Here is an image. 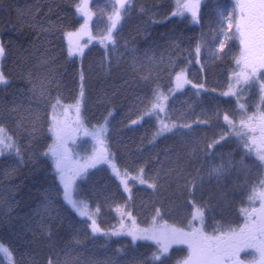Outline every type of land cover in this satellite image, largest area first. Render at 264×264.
<instances>
[{
	"label": "trees",
	"instance_id": "1",
	"mask_svg": "<svg viewBox=\"0 0 264 264\" xmlns=\"http://www.w3.org/2000/svg\"><path fill=\"white\" fill-rule=\"evenodd\" d=\"M79 2L80 0H0V43L6 49L5 55L0 57V72H3L8 80L6 86L0 85V114H6V118L0 119V123L9 130V134L15 135L20 149L19 156L15 149L10 153L0 154V243L10 249L13 261L23 260L24 264L29 261L33 264H48L50 256L53 255V248L61 261L68 256L74 264H111L112 260H118L121 264H140L153 251L150 241H140L133 249L130 238H113L107 242L102 237L93 240L87 219L79 217L66 205L61 206L62 199L50 211L44 209L45 189L51 182V169L50 162L45 164L39 154L51 141L33 140L27 131H17L15 122L29 117L36 110L41 111L43 118L47 119L51 101L47 102L46 109L45 103L38 99L32 89L33 85L39 84L41 77L49 72L54 77L49 86L50 96H59L65 106L74 105L80 92L79 73L82 70L85 75V100L82 104L85 127L91 129L94 125L99 126L102 123V113L106 114L109 107L113 109L114 118L109 126V142L111 151L117 154L121 171L127 169L129 172L127 180L132 190L130 206L134 209L133 215L138 226H150L154 207L161 200L166 209H172L171 214L162 219L178 227L186 226L188 219L192 217V207H180L186 195H180L175 184L154 193L147 189V185H141L132 179L142 165H146L148 169L146 178L151 177L158 163L152 162L151 157L157 152L162 155L164 148L177 144V139L174 136L158 138L155 147H151L148 142L155 131V119L145 121L142 126L135 128L126 127L129 120L136 119L139 115L138 110L126 115L129 102L134 96L144 94L138 84L139 76L131 73L128 66L133 56L143 62H147L149 58L160 61L162 57L167 61L171 57L177 61L176 71H179L191 59L192 64L187 71L188 79L196 84L206 77V89L211 91L215 88L216 94L207 95L201 92L200 96H196L191 85H185L184 89L169 96L165 107L174 118L179 115L186 117L184 121L179 122H187L196 120L197 117L201 120L208 119L219 106V124L213 121L215 126L211 128L194 129L195 135L203 138L205 142L215 139L216 134L227 131L226 127H221L224 110L236 109L235 97L222 98L219 93L227 88V72L232 67L229 61L238 53V43L220 60L209 59L205 50L202 56L204 72L200 71L201 65L195 63L194 49L201 34H205L209 41L212 40L215 34L213 29L218 27L215 24L217 8L219 5L232 7V0H201V19L197 25L190 22V17L182 20L169 15L176 0H129L130 16L124 20L121 30L116 33L118 43L115 50L111 44L108 45L110 66L102 63L105 47L97 37L103 34L107 25V16L101 13V9L105 13L110 12L112 0H89L90 9L94 14L90 22L91 39L87 35L80 38V43L84 46L81 56H68L63 32L75 31L83 22V18L75 12V5ZM141 8L145 9L143 13ZM165 17H168L166 21ZM51 24L62 27L53 33L42 31V28ZM216 44L218 45V40ZM133 48L136 49L135 52L131 51ZM189 52L192 53L190 56ZM46 57H52L51 62L42 64L41 60ZM161 68L163 70L157 73L158 82L161 91L167 94L171 86L168 67L161 65ZM171 75L174 76L175 72ZM133 76L136 77L137 83L132 81ZM125 80L129 81L127 85ZM262 81L264 78L250 87L245 86L239 92L240 103L245 105L244 111L249 115L255 113L256 106L260 104L259 85ZM105 93H115L112 103L107 107L100 103V98ZM260 110L264 111V105ZM240 118L241 113L237 111L235 119L239 121ZM24 122L28 123L27 120ZM43 127L46 131L47 123H44ZM236 145L237 141L233 139L224 147L217 148V152L231 151ZM76 147L73 146V151L76 154L78 150L81 152L77 158L87 156L92 141L84 138L83 148ZM240 155V152H236L233 159L238 161ZM193 167H200L199 161H194L190 170ZM89 171L91 175L88 182H78L79 195L75 198L87 201L92 209L100 206L98 224L102 229H112L119 220L111 208L115 207V203L123 205L127 194H123L122 187L118 189L119 181L107 169V165H98L96 169ZM258 180L259 177L256 176L248 184L247 190L240 192L238 187L244 181V174L233 170L222 189L225 199L231 204L226 207L213 201L214 212L209 214L205 231L210 234L213 232L214 221L231 223L233 227L242 224L243 217L238 209L250 206V203H247V195L251 191V183L258 184ZM208 188L206 183L203 193H198V203L209 196ZM211 188L215 193V181L212 182ZM106 199L115 201L111 208L105 202ZM241 199L245 201L244 204L240 202ZM117 248H122L123 251L117 253ZM170 251L173 260L186 255V248L182 245L173 246ZM250 258V252L240 255V259L246 262ZM0 264H10L9 257L0 258ZM165 264L172 262L166 260Z\"/></svg>",
	"mask_w": 264,
	"mask_h": 264
},
{
	"label": "snow or ice",
	"instance_id": "2",
	"mask_svg": "<svg viewBox=\"0 0 264 264\" xmlns=\"http://www.w3.org/2000/svg\"><path fill=\"white\" fill-rule=\"evenodd\" d=\"M140 11L143 13L145 9L141 8ZM75 12L83 18V22L75 31L63 32L69 57L83 54L84 46L80 43V38L87 35L91 39L90 22L94 18L89 0H80L75 5ZM101 13L106 14L107 25L103 34L97 39L105 47V58L102 63L110 66L108 45L111 44L112 49L115 50L118 43L115 38L116 33L121 30L124 20L130 16L129 0H112L111 11L105 13L101 9ZM200 13L201 0H176L173 11L169 15L182 20L190 17V22L197 25L201 19ZM216 15L215 24L218 27L213 29L215 34L212 40L209 41L205 34H201V37L196 40L195 63L201 65L200 71H205V65L202 63L205 50L208 52L209 59L216 60L224 57L237 43L239 50L229 61L232 67L227 72V88L219 93V97L222 98L235 97L236 109L224 110L221 127H226L227 131L216 134L215 139L205 142L203 138L195 135L194 129L211 128L219 124L221 120L219 106L208 119L201 120L197 117L196 120H187V122H179L184 121L186 117L179 115L174 118V115L169 114L165 107L169 96L184 89L185 85L190 84L196 96H200L201 92L207 95L216 94L215 88L211 91L206 89V77L196 84L188 79L187 71L192 64L191 59L179 71H176L177 61L171 57L167 61L162 57L160 61L149 58L147 62H143L133 56L128 66L131 73L139 76L138 84L144 90V94L134 96V99L129 102L126 115L136 110L139 111V115L136 119L129 120L126 127L135 128L142 126L145 121L155 119V131L148 142L151 147H155L158 138L174 136L177 139L175 146L166 147L162 155L157 152L151 157L152 162H158L151 177L146 178L148 169L146 165H142L138 174L132 179L141 185H147V189H151L154 193L175 184L180 195H186L180 207L189 205L192 207V217L188 219L186 226L178 227L162 219L172 212L171 208L164 207L162 200L154 207L150 226L146 228L138 226L137 219L133 215L134 209L130 206L132 190L127 180L129 172L127 169L121 171L117 163V154L111 151L109 142L111 136L109 126L114 118L113 109L109 107L106 114L102 113V123L99 126L94 125L91 129L85 127L86 120L82 116L85 75L82 70L79 73L80 92L74 105L65 106L59 96L55 98L50 96L49 86L54 77L49 72L41 77L39 84H34L32 89L38 99L45 103L46 109L47 102L51 101V110L47 111V119L43 118L44 114L41 111L36 110L29 117H23L15 122L17 131L21 129L27 131L33 140L50 139L51 141L39 154L45 164L50 162L51 169V182L45 189L44 209L50 211L62 199L61 206L66 205L76 215L87 219L88 230L93 240L102 237L107 242L113 238H130L133 249L140 241H150L153 251L140 264H165L166 260L171 261L172 264H264V111L260 110L264 105V81L259 85L260 104L256 106L255 113L249 115L244 111L245 105L240 103L239 96V92L245 86L250 87L254 82L264 78V0H232V7L219 5ZM167 19L168 17H165V21ZM61 27V25L51 24L42 28V31L53 33ZM5 51V46L0 43V57L5 55ZM131 51L135 52L136 49L133 48ZM191 54L189 52V56ZM51 60L52 57H46L41 60V63L48 64ZM161 65L168 67L171 86L167 94L161 91V85L158 82L157 73L163 70ZM141 72L144 74L140 75ZM172 72H175L174 76L171 75ZM29 79H31L30 72ZM132 81L137 83L135 76L132 77ZM124 83L127 85L129 81L125 80ZM7 84L8 80L3 72H0V85ZM114 96L115 93L111 95L105 93L100 98V103L107 107L112 103ZM237 111L241 113L239 121L235 119ZM4 118L6 114H0V119ZM25 120L28 121L27 124ZM44 123H47L46 131L43 127ZM80 136L90 137L92 147L89 155L77 158L73 146L77 145ZM233 139L237 141L234 149L228 152H217V148L224 147ZM13 149L19 156L20 149L15 135L9 134V130L0 123V154L10 153ZM85 151L88 150L85 149ZM236 152L241 154L238 161L233 159ZM253 156L255 159H252ZM194 161H199L200 167H193L190 170ZM98 165H107V169L119 181L118 189L122 187L123 194H127L123 205L106 199L105 202L110 208L111 204L115 203V207L111 210L116 213L119 220L115 227L108 230L102 229L97 222V217L101 214L100 206L92 209L87 201L75 198L79 195L78 182L87 183L91 175L89 170L96 169ZM233 170L244 174V181L238 187L240 192L246 191L248 184L256 176L259 177L258 184L251 183V191L247 195V203L255 204L258 201L259 206L240 207L238 211L243 217V223L238 227H233L231 223L214 221L213 232L210 234L205 231V228L208 227L209 214L214 212L213 201L216 204H224L226 207L231 204L225 199L222 189L226 178L232 175ZM213 181H215V193L211 188ZM206 183L209 185V196L198 203V193H203ZM240 202L245 203L243 199ZM181 245L186 248V255L173 260L170 250L173 246ZM122 251V248L116 249L117 253ZM247 252L251 253V259L245 262L240 259V255ZM0 253L9 257L10 264H24L23 260L13 261L12 252L2 243H0ZM52 253L48 264H74L68 256L61 261L54 248ZM133 259L135 260V257ZM28 264L33 262L29 261ZM111 264H121V262L112 260Z\"/></svg>",
	"mask_w": 264,
	"mask_h": 264
},
{
	"label": "rangeland",
	"instance_id": "3",
	"mask_svg": "<svg viewBox=\"0 0 264 264\" xmlns=\"http://www.w3.org/2000/svg\"><path fill=\"white\" fill-rule=\"evenodd\" d=\"M83 37V36H82ZM81 37V38H82ZM71 115H74V113H71ZM84 138H86V139H90L91 140V138L90 137H86V136H80V137H78V143H77V146L78 147H76V145H75V147L76 148H80V146L83 148V146H84ZM79 152V153H78ZM90 152H91V149L89 150V154H90ZM81 152H80V150H78L77 151V155L78 154H80ZM88 154V155H89ZM82 162V161H81ZM3 257H5V255L3 254V253H0V258H3Z\"/></svg>",
	"mask_w": 264,
	"mask_h": 264
},
{
	"label": "flooded vegetation",
	"instance_id": "4",
	"mask_svg": "<svg viewBox=\"0 0 264 264\" xmlns=\"http://www.w3.org/2000/svg\"><path fill=\"white\" fill-rule=\"evenodd\" d=\"M258 206H259V202L257 201L255 204H250V206H247V207H258ZM250 259H248V260H250Z\"/></svg>",
	"mask_w": 264,
	"mask_h": 264
}]
</instances>
